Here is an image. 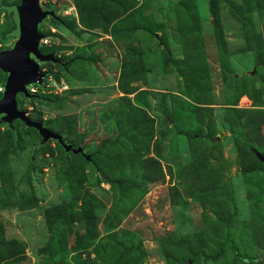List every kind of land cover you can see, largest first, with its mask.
<instances>
[{
	"label": "rangeland",
	"instance_id": "1",
	"mask_svg": "<svg viewBox=\"0 0 264 264\" xmlns=\"http://www.w3.org/2000/svg\"><path fill=\"white\" fill-rule=\"evenodd\" d=\"M39 6L17 108L82 153L0 123V264H264V0Z\"/></svg>",
	"mask_w": 264,
	"mask_h": 264
},
{
	"label": "water",
	"instance_id": "2",
	"mask_svg": "<svg viewBox=\"0 0 264 264\" xmlns=\"http://www.w3.org/2000/svg\"><path fill=\"white\" fill-rule=\"evenodd\" d=\"M6 10L12 13L15 29L11 35L15 40L8 49L0 50V71L6 75L0 96V123H6L13 130V122L20 121L25 128H32L37 132L41 138L39 146L52 139L66 153H82L81 148L76 149L73 145L65 144L60 134L44 127L40 122L30 120L26 112L17 108V95L32 98L33 95L25 87L29 84H40L42 81L44 75L40 73L39 64H60L52 54H43L39 45L43 38L39 33V25L47 17L56 18L55 12L42 10L39 0H19L18 4L6 7ZM255 155L264 163V157L260 153L255 152Z\"/></svg>",
	"mask_w": 264,
	"mask_h": 264
},
{
	"label": "built area",
	"instance_id": "3",
	"mask_svg": "<svg viewBox=\"0 0 264 264\" xmlns=\"http://www.w3.org/2000/svg\"><path fill=\"white\" fill-rule=\"evenodd\" d=\"M40 42L42 43L43 40L41 39ZM40 42H39V44H40ZM48 82H50V77L46 78L45 76H43L40 84H29L25 88L30 95H36L40 92V89L43 86H44V88H46L48 86ZM2 91H3V87L0 86V95L2 94Z\"/></svg>",
	"mask_w": 264,
	"mask_h": 264
},
{
	"label": "trees",
	"instance_id": "4",
	"mask_svg": "<svg viewBox=\"0 0 264 264\" xmlns=\"http://www.w3.org/2000/svg\"><path fill=\"white\" fill-rule=\"evenodd\" d=\"M6 7H8V6H3V7H1V9L2 10H5L6 12H7V10H6ZM8 14H10L9 12H7ZM42 52V51H41ZM43 53V52H42ZM1 72V71H0ZM2 73V72H1ZM3 74V73H2ZM6 76V75H5ZM1 96V95H0ZM35 96H37V95H33V97H35ZM32 97V98H33ZM8 127V126H7ZM32 129V128H31ZM8 130L10 131V132H12L14 135H15V130H14V127H13V130H11V129H9V127H8ZM37 133V132H36ZM147 160H150V159H147ZM151 162H155V164H157L158 165V163L156 162V161H154V160H150ZM235 253V252H234ZM219 253H217L216 255H213V256H209L208 258H210V259H212V260H216L218 257H219V255H218Z\"/></svg>",
	"mask_w": 264,
	"mask_h": 264
}]
</instances>
